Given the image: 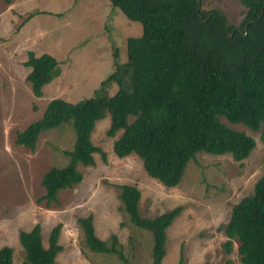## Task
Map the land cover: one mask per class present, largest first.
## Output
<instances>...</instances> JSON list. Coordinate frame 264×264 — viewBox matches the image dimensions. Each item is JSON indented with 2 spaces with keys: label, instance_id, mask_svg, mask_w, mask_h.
Wrapping results in <instances>:
<instances>
[{
  "label": "rangeland",
  "instance_id": "1",
  "mask_svg": "<svg viewBox=\"0 0 264 264\" xmlns=\"http://www.w3.org/2000/svg\"><path fill=\"white\" fill-rule=\"evenodd\" d=\"M220 9L228 23L238 25L245 13L239 0H201V9ZM142 34L140 22L131 21L108 0H0V247L13 250V264L25 252L20 230L39 224L47 246L51 229L60 224L61 250L54 264H150L151 232L129 220L118 199V185H136L141 193L140 214L153 218L175 206L180 213L166 229V254L162 264H242L237 240L227 252V237L219 228L230 218L232 207L253 191L264 174V143L259 132L242 124L220 120L244 131L255 141L250 156L235 161L230 154L198 152L186 164L180 183L165 187L149 177L135 154L117 157L112 149L121 131L109 136L110 115L96 121L90 139L100 152L94 162L78 166L81 181L57 193V201L46 206L37 202L44 193L41 179L52 166L67 164L63 154L74 143L75 133L64 124L39 135L34 151L15 143L16 132L39 119L53 98L75 103L94 96L100 82L117 60H126V40ZM47 53L58 61L61 73L35 97L23 62L27 52ZM112 95L115 83L107 86ZM92 215L95 234L107 240L115 234L122 245L123 262L115 254L91 251L85 244L80 217Z\"/></svg>",
  "mask_w": 264,
  "mask_h": 264
},
{
  "label": "trees",
  "instance_id": "2",
  "mask_svg": "<svg viewBox=\"0 0 264 264\" xmlns=\"http://www.w3.org/2000/svg\"><path fill=\"white\" fill-rule=\"evenodd\" d=\"M239 2L245 13L236 26L220 9L202 10L201 0H108L127 19L140 22L142 34L127 38L125 62H119L113 50V70L94 96L75 103L53 98L39 119L16 132L15 143L31 151L45 131L70 124L75 133L72 148L63 151L67 164L44 172V193L37 202L46 206L56 202L60 190L81 181L78 166L95 163L93 154L100 149L90 136L106 112L107 134L121 131L112 145L114 154L119 158L135 154L146 174L168 188L180 183L186 164L198 152L230 154L235 161L250 156L254 139L220 117L259 132L264 143V0ZM23 64L30 68L26 80L35 97L42 96L44 86L61 73L58 61L47 53L36 55L30 50ZM112 82L117 90L109 95L106 88ZM118 189L130 222L152 234L150 264H162L166 229L181 206L144 217L139 188L120 184ZM78 222L91 251L112 253L128 263L115 234L107 240L95 234L92 215ZM219 228L227 237L223 244L227 252L235 239L242 264H264V174ZM59 229L60 224L51 229L47 246L39 224L20 230L18 239L25 252L20 264H54L61 250ZM12 256L10 246L0 247V264H13Z\"/></svg>",
  "mask_w": 264,
  "mask_h": 264
},
{
  "label": "flooded vegetation",
  "instance_id": "3",
  "mask_svg": "<svg viewBox=\"0 0 264 264\" xmlns=\"http://www.w3.org/2000/svg\"><path fill=\"white\" fill-rule=\"evenodd\" d=\"M241 4V3H240ZM242 5V4H241ZM243 6V5H242ZM223 12V11H222ZM239 25V24H238ZM238 25H236V26H238Z\"/></svg>",
  "mask_w": 264,
  "mask_h": 264
},
{
  "label": "water",
  "instance_id": "4",
  "mask_svg": "<svg viewBox=\"0 0 264 264\" xmlns=\"http://www.w3.org/2000/svg\"><path fill=\"white\" fill-rule=\"evenodd\" d=\"M229 36H231V34H229Z\"/></svg>",
  "mask_w": 264,
  "mask_h": 264
}]
</instances>
